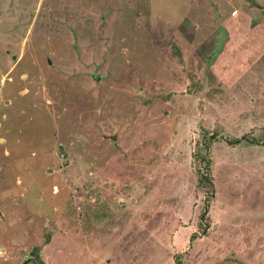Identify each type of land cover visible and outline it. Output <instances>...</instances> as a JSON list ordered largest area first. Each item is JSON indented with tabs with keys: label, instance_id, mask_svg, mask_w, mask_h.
<instances>
[{
	"label": "rangeland",
	"instance_id": "374dc122",
	"mask_svg": "<svg viewBox=\"0 0 264 264\" xmlns=\"http://www.w3.org/2000/svg\"><path fill=\"white\" fill-rule=\"evenodd\" d=\"M3 76L0 264H264V0H0Z\"/></svg>",
	"mask_w": 264,
	"mask_h": 264
},
{
	"label": "trees",
	"instance_id": "16d2710c",
	"mask_svg": "<svg viewBox=\"0 0 264 264\" xmlns=\"http://www.w3.org/2000/svg\"><path fill=\"white\" fill-rule=\"evenodd\" d=\"M239 141H241V139L240 138H238V139H236L235 141H233V142H239ZM206 160V157L205 156H203V161H205ZM201 181L202 182H206V181H208L209 183H210V179H209V176H207V175H205V173H203L202 175H201ZM205 214V213H204ZM204 216V215H203ZM32 255H33V259H34V261L36 262V264H47L42 258H41V255H40V253H39V251L37 250V249H34L33 251H32ZM24 264H28V262H25Z\"/></svg>",
	"mask_w": 264,
	"mask_h": 264
},
{
	"label": "crops",
	"instance_id": "0c3cea01",
	"mask_svg": "<svg viewBox=\"0 0 264 264\" xmlns=\"http://www.w3.org/2000/svg\"><path fill=\"white\" fill-rule=\"evenodd\" d=\"M4 79H5V77H4V76H3V78H1V79H0L1 83L3 82V84H4ZM0 86H2V85H0ZM0 102H1V100H0ZM4 116H5V117H7V115H6V114H5Z\"/></svg>",
	"mask_w": 264,
	"mask_h": 264
},
{
	"label": "bare ground",
	"instance_id": "6f19581e",
	"mask_svg": "<svg viewBox=\"0 0 264 264\" xmlns=\"http://www.w3.org/2000/svg\"><path fill=\"white\" fill-rule=\"evenodd\" d=\"M21 229V228H20Z\"/></svg>",
	"mask_w": 264,
	"mask_h": 264
}]
</instances>
